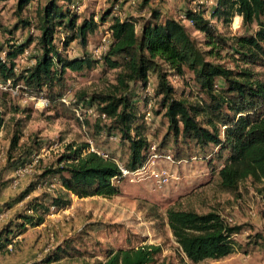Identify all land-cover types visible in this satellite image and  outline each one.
<instances>
[{"label": "trees", "instance_id": "trees-1", "mask_svg": "<svg viewBox=\"0 0 264 264\" xmlns=\"http://www.w3.org/2000/svg\"><path fill=\"white\" fill-rule=\"evenodd\" d=\"M31 1H16L18 21L11 29L7 28L12 38L0 44L2 82L10 80L13 86L18 85L21 93L43 96L49 101V107L60 111L73 112L79 104L84 108L96 104L98 113L110 121L108 131L117 130L121 143H127L123 164L128 169L140 166L154 146L156 152H169L176 160L193 158L209 162L214 157L224 158L217 176L218 185L225 192H235L246 179L264 183V78L250 68L264 65V0H216L211 17L222 18L227 24L234 16H240L244 27L257 25L254 31L233 37L219 33L200 5L181 13V17L191 19L194 30L203 35L205 49L181 20L173 16L161 17L155 9L145 19L113 16L108 22L110 9L102 12L96 21L93 16L80 18L73 0H47L37 9L36 28L40 33L31 56L32 63L18 70L16 58L34 39L31 36L22 42L12 39L20 28L33 29L31 22L21 17L22 10ZM150 1L141 0V4L145 6ZM106 22L111 43L99 58L87 52L67 58L55 43L56 33H61L60 42L64 48L77 40L85 49L89 37ZM229 53L236 55L243 66H225L221 60ZM99 61L109 69L118 70L113 90L90 96L82 94L66 104L62 95L66 89L67 70H93ZM186 71L192 74L200 94L195 101L188 96L177 97L169 81L170 75L183 76ZM149 75L156 76L153 91L160 97L158 109L163 110L167 121V129L157 144L147 139L144 123L149 98L143 91L146 92ZM217 78L222 79L220 87H216ZM132 83L138 84L139 97L131 92ZM3 123L0 112V129ZM19 139L20 133L16 131L10 141L8 158L12 157ZM87 148L88 144L67 145L55 164L45 167L35 181L2 203L3 209L19 203L21 207L0 228V254L8 253L19 236L29 227L41 225L53 210L67 208L71 196L120 194L116 180L123 179L113 160L117 158L109 154L104 158ZM15 163L8 162L7 166ZM211 169L213 173V167ZM52 180H57V188H50ZM166 218L181 253L193 264L232 254L236 250L233 236L245 228L243 224H231L215 210L198 213L170 207L166 210ZM255 237L260 238L264 248L263 236L256 233ZM70 242L58 244L42 262L51 263L63 257L81 258L79 248ZM160 250L153 244L111 248L103 252L102 259L85 264H152Z\"/></svg>", "mask_w": 264, "mask_h": 264}, {"label": "rangeland", "instance_id": "rangeland-1", "mask_svg": "<svg viewBox=\"0 0 264 264\" xmlns=\"http://www.w3.org/2000/svg\"><path fill=\"white\" fill-rule=\"evenodd\" d=\"M16 1L0 0V44L12 38L7 28L11 29L18 21ZM46 1L32 0L21 12V17L28 19L33 29H18L12 40L22 42L31 36L34 41L25 50L27 53L16 58L18 70L32 63L31 56L35 53L37 36L40 33L36 28L37 9ZM73 1L80 18L93 16L96 21H99L101 13L106 9L112 12L108 22L113 16L120 19L129 16L145 19L150 16L151 10H158L161 17L173 16L181 20L202 49H205L203 35L181 19V13L195 5L204 8L205 16L211 24L227 37L241 35L257 28L255 23L244 27L240 16H234L227 24L222 18L211 17L216 0H151L145 6L141 4V0ZM108 22L89 37L85 49L77 40L64 48L60 42L61 33H56L55 43L67 58L80 56L85 52L93 56L102 44ZM236 58L237 56L231 53L225 54L221 62L230 68H236L237 65L242 67ZM250 68L260 78H264V65H253ZM117 71L107 68L102 61H99L93 70H67L66 88L70 90L74 100L82 94L90 96L92 93L107 92L113 90L116 84ZM148 81L149 89L143 91V94L149 98L147 107L149 106L152 112V118L149 121L144 120V123L147 139L157 144L167 129V121L163 110L158 109L160 97H156L153 91L157 83L156 76L149 75ZM169 81L177 97L188 96L190 100L195 101L200 96L189 71L183 76L170 75ZM1 83L3 82L0 80ZM221 83L222 79L217 78L216 87H220ZM130 90L139 97L138 84L132 83ZM30 97L31 95L19 90L12 94L0 88V112L4 119L0 129V186L7 189V200L25 188L29 182L35 181L45 167L55 164L59 156L66 151L67 145L91 144L95 149L115 156L122 163L126 161L127 143H121L117 130L108 131L110 121L98 116L96 104L86 106L80 116H77L74 110L70 112L49 106L35 107ZM16 131L20 133L18 146L12 152V157L8 158L10 141ZM223 160L224 158L214 157L209 162L202 159L188 161L175 168L176 172L183 176L177 183L157 186L151 179L135 183L120 180L116 184L121 192L112 197L71 196V203L67 208L53 210L46 215L41 225L29 227L19 236L8 253L0 254V264H85L96 258L102 259L103 252L107 249L137 247L143 244H153L161 248L152 264H193L183 256L171 234L166 218V210L170 207L192 209L198 213L215 210L231 224L244 225V230L233 236L236 250L232 254L219 260H205L199 264H264V248L260 245V238L255 237V234L259 233L264 238V183L246 179L233 193L221 190L217 170ZM8 162L16 163L7 166ZM159 164L171 168L169 163ZM52 182L53 186L50 188H57V180ZM20 207L19 203L10 209H3L0 204L3 209L0 216L3 222L1 227ZM66 240H70L73 246L79 248L81 258L63 257L51 263L42 262L47 253ZM255 240H258L257 243Z\"/></svg>", "mask_w": 264, "mask_h": 264}, {"label": "built area", "instance_id": "built-area-1", "mask_svg": "<svg viewBox=\"0 0 264 264\" xmlns=\"http://www.w3.org/2000/svg\"><path fill=\"white\" fill-rule=\"evenodd\" d=\"M181 19L182 21H185L188 25L190 26L193 25V21L191 19H187L183 16L181 17ZM105 32H106L105 36L102 38V44L96 50L95 54H93V57L95 58H99L105 51H107L111 43V36L109 31L106 30ZM24 53H27V51H25ZM149 86H150V82H148L147 84L146 91L149 89ZM0 88L3 91H9L12 94H16L18 90V85L13 86L11 84V81L8 80L6 82L1 83ZM30 99L33 101L35 107L46 108L49 106V101L43 96L31 95ZM62 100L66 104H68L71 100H74L71 98V92L68 88L64 90L62 95ZM83 108L84 107L79 104L78 106L74 107L73 110L75 111V114L77 116H80ZM98 116L101 118H105L104 114L98 113ZM151 118H152V112L150 111L148 106L146 107L144 112V120L149 121ZM87 151H93L104 158L108 157L107 153L95 149L91 144L90 146H88ZM113 160L118 166L120 177L123 180H127L130 183H135L138 181H142L144 179H151V181L156 183L157 186H163L181 181L183 179V176L180 173H177L175 168L194 159L192 158L189 160L187 159L176 160L169 152L166 153L156 152L154 146H152L151 153L148 156V158L135 169L131 170L126 168V166L118 159H113ZM159 162L169 163L171 165V168L166 167V165H161L159 164ZM116 182L118 181L116 180Z\"/></svg>", "mask_w": 264, "mask_h": 264}, {"label": "crops", "instance_id": "crops-1", "mask_svg": "<svg viewBox=\"0 0 264 264\" xmlns=\"http://www.w3.org/2000/svg\"><path fill=\"white\" fill-rule=\"evenodd\" d=\"M6 190L7 189L5 187L3 188L0 186V204H2L3 202H5L7 200V197H5V195L6 194L8 195V192H6ZM2 210L3 209L0 208V216H2V214H1ZM1 220L2 219L0 218V228H1V224L3 223Z\"/></svg>", "mask_w": 264, "mask_h": 264}]
</instances>
